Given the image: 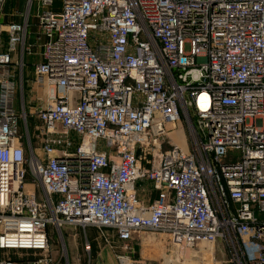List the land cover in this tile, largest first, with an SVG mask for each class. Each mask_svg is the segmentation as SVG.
Listing matches in <instances>:
<instances>
[{"label": "built area", "instance_id": "1", "mask_svg": "<svg viewBox=\"0 0 264 264\" xmlns=\"http://www.w3.org/2000/svg\"><path fill=\"white\" fill-rule=\"evenodd\" d=\"M23 2L0 42V264H16L12 251L49 264L64 225L105 229L124 264L141 261L128 244L141 230L166 233L174 254L216 262L221 240L232 264H264V0ZM35 44L34 81L50 86L40 153L16 111L17 71ZM177 122L185 147L170 136ZM28 168L41 195L24 187Z\"/></svg>", "mask_w": 264, "mask_h": 264}, {"label": "rangeland", "instance_id": "2", "mask_svg": "<svg viewBox=\"0 0 264 264\" xmlns=\"http://www.w3.org/2000/svg\"><path fill=\"white\" fill-rule=\"evenodd\" d=\"M59 0H56L55 5H59ZM10 8H14V11L22 13L24 12V7H20V5H11ZM14 13V12H13ZM6 19V15L3 16ZM21 18L20 14L15 13L11 15V20ZM10 19V18H9ZM20 20V19H19ZM31 23L35 22V17L30 16ZM5 26L0 27V36L1 41L4 40V29ZM32 30V28H31ZM1 44H3L1 42ZM17 69V67H16ZM50 86L47 82L42 84H38L34 82L31 69L29 66H21L19 68L18 74V88H17V98H16V111L21 116V126L22 128L27 127L30 136L32 146L35 148L36 152L40 153V142L41 136L39 134V120L37 116L38 109L41 108L47 100V96L49 93ZM183 122H177L176 128L170 133L171 138L178 143L179 145L185 147L189 144V139L187 134L185 133V129L183 130ZM57 132H63L61 127L56 128ZM35 135H39V137H35ZM68 137L74 141L79 140V138L73 134H68ZM58 150L62 149L61 144L54 145ZM31 147V146H30ZM26 158L29 160L31 158V152L27 148L26 149ZM228 158H235V152H229ZM29 168L27 176L24 180L25 189H33L36 188L38 190V194L41 195L39 187H34L31 177L29 175ZM104 230V229H103ZM53 238L51 240V257L52 261L49 264H93V256L90 253L84 251L81 232L78 227H74L72 225H64L59 230L52 231ZM104 243V242H103ZM252 248H249L251 251ZM220 252L223 253L221 256ZM219 253L216 252L215 259L218 260L221 264H232L229 255L226 249H223ZM121 252H115L114 259L117 264H124L121 259L118 258ZM10 257L15 260L16 264H26V262L30 259H33L35 256L31 251H12L10 252ZM181 257L183 260V264H187V260H191L195 258L197 264H214L215 262H211V257L207 253H203L202 250H180L176 249L175 258ZM170 258V251L167 252V255L160 258L161 262ZM143 260L147 262V264H156L158 263L156 260L158 259H148ZM133 260H138L134 255ZM141 260V259H139ZM221 260V261H220ZM142 260L139 261L140 264Z\"/></svg>", "mask_w": 264, "mask_h": 264}, {"label": "crops", "instance_id": "3", "mask_svg": "<svg viewBox=\"0 0 264 264\" xmlns=\"http://www.w3.org/2000/svg\"><path fill=\"white\" fill-rule=\"evenodd\" d=\"M15 4L20 5V7L22 8L25 6L23 0H7L0 14V27L5 26V28L3 29L5 33L3 41H1V36H0V42L3 43V47H5L6 45V41H7L6 27L7 24L10 21H12L11 15L15 13H19L17 12V10L15 12L14 8H10L11 5H15ZM4 15H6V19H4L3 17ZM13 20H17V19H13ZM34 32H35L34 22L31 23V20H29L28 37L26 38V44H32L34 42ZM40 49H41L40 46L35 44L31 48L30 53H25L23 55V65L29 66V68L31 69L33 80H34V74H33L34 65L35 63L41 60ZM19 55H20V50H19ZM17 74H19V69L17 71ZM155 196H156V192L151 188L149 184H146V188L144 190L139 191V197L145 202L152 201L155 198ZM78 228L80 229L81 232L82 243L84 244L86 241L90 242L91 254H92V248L95 247L96 249V254L95 256H93L94 258L93 264H117L114 259V256H115V252L121 251L120 247L116 249L112 248V246L109 243H106L105 240H103L101 234H103L105 229L104 230L98 229L94 226H87L84 228L78 227ZM113 242L116 245L123 244V242L119 241L117 237H114ZM128 244L130 245L129 254L132 257H134L135 255L137 259H141L142 261L146 260L145 258L151 260L158 259L156 260L158 262L156 264H163L160 258L167 255L168 251H170L171 264H173L174 261H176L174 254V250L176 247L171 243L166 233H162L159 231H152V230L137 231L133 233L132 239L129 241ZM215 247L217 253L225 249L224 244L221 240L217 241ZM220 254L221 256H223L222 252H220ZM187 264H197V263L194 258L191 260L190 259L187 260ZM214 264H221V263H219V261L217 260Z\"/></svg>", "mask_w": 264, "mask_h": 264}, {"label": "trees", "instance_id": "4", "mask_svg": "<svg viewBox=\"0 0 264 264\" xmlns=\"http://www.w3.org/2000/svg\"><path fill=\"white\" fill-rule=\"evenodd\" d=\"M95 254H96V249L94 247V248H92V256H95Z\"/></svg>", "mask_w": 264, "mask_h": 264}, {"label": "bare ground", "instance_id": "5", "mask_svg": "<svg viewBox=\"0 0 264 264\" xmlns=\"http://www.w3.org/2000/svg\"><path fill=\"white\" fill-rule=\"evenodd\" d=\"M172 131H173V130H172ZM172 131H171V132H172Z\"/></svg>", "mask_w": 264, "mask_h": 264}]
</instances>
